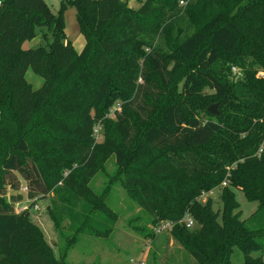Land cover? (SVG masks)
Masks as SVG:
<instances>
[{
    "label": "trees",
    "instance_id": "16d2710c",
    "mask_svg": "<svg viewBox=\"0 0 264 264\" xmlns=\"http://www.w3.org/2000/svg\"><path fill=\"white\" fill-rule=\"evenodd\" d=\"M69 7L86 42L80 53L66 34ZM39 30L48 45L25 48ZM30 68L45 79L39 89L26 79ZM260 72L264 0H146L137 10L127 0H62L57 15L45 0H2L0 264H67L55 258L31 210L15 212L24 186L29 198L65 189L104 215L99 226L114 224L118 213L89 186L113 155L128 195L153 226L173 222L171 233L196 264H232L235 248L242 264H264L252 256L264 251V226L248 227L235 192L258 202L251 220L264 215ZM182 76L180 96L170 97ZM206 86L214 92L202 93ZM87 214L80 212L81 225L68 206L54 217L58 226L67 217L77 232L103 234Z\"/></svg>",
    "mask_w": 264,
    "mask_h": 264
},
{
    "label": "rangeland",
    "instance_id": "374dc122",
    "mask_svg": "<svg viewBox=\"0 0 264 264\" xmlns=\"http://www.w3.org/2000/svg\"><path fill=\"white\" fill-rule=\"evenodd\" d=\"M45 1L52 12L57 15L60 11L62 0ZM145 1L127 0V4L137 10ZM64 16L67 37L77 52L80 53L84 49L86 42L77 21L76 9L69 7L65 11ZM49 41L51 39L45 40L39 30L38 36L25 42L24 47L29 49L47 46ZM26 79L32 84L34 89L41 88L45 83V79L36 74L31 68L26 72ZM184 79L185 76H182L178 80L176 91L171 90L169 92L170 97L172 95L180 96ZM213 92L207 86L202 90L204 94ZM114 117L115 114L112 115V118ZM116 170V160L113 155L103 164L101 170L89 185L97 194H104L102 201H106L119 215L118 220L114 224L107 225V230H105L104 224L102 226L97 224L100 218L104 216L102 213L98 215L96 211H89L87 204L83 208L85 199L82 198L79 201V199L70 196L65 189L60 195L51 190L45 196L29 198L26 196L27 193L24 186L20 191L23 198L13 204L14 210L16 213L31 210V222L42 231L46 241L52 247L55 258L67 264H136L140 259L145 260L147 264H196L194 257L175 239L171 231L158 234L155 237L147 235L154 227L151 222V215L143 210L133 197L128 195L126 189L118 181L120 175L117 174ZM66 175L67 172H65L64 176ZM60 186H62V182L57 185V187ZM235 192L240 204L241 217L246 220L248 227L258 228L264 226V215L254 220L250 219L258 209V202L249 201L239 189ZM8 193V196H10L12 191L9 189ZM220 193V189L210 193V196L214 199V208L217 210L221 207L218 199ZM210 196L207 195L206 199ZM61 206H68L70 210H74L77 225L84 224L87 220L79 215L80 212L88 213L86 215L88 220H93L98 231L103 234H98L95 229H92L93 233H90V229L85 233L82 231L77 232L75 227H71V219L67 217L63 218L60 226L56 225L54 212L56 208ZM101 212L103 211L101 210ZM86 227L89 228L88 226ZM109 228L110 230L108 231ZM262 242L264 244V236L262 237ZM252 256L263 257L264 259V251L254 252ZM131 259H135V261L132 262ZM244 260V253L235 248L232 264H242Z\"/></svg>",
    "mask_w": 264,
    "mask_h": 264
},
{
    "label": "built area",
    "instance_id": "2783aa9c",
    "mask_svg": "<svg viewBox=\"0 0 264 264\" xmlns=\"http://www.w3.org/2000/svg\"><path fill=\"white\" fill-rule=\"evenodd\" d=\"M1 4H2V0H0V5ZM232 73L234 74V76H240L241 75L239 68H237L236 66L232 67ZM259 76H264V72H260ZM119 109H120V105H117L116 107H114L112 109V113L110 116L114 115L115 111L119 110ZM94 134H95V138L97 141H99L102 138V125L101 124L96 125V127L94 129ZM263 145H264V143H263ZM226 185H227V182L222 183V186H226ZM24 189L27 191L26 186L24 187ZM207 195H209V194H203V196H202L203 201L206 200ZM183 222L186 224V226L188 228L194 227L195 223H196L195 220L189 214H187L185 216ZM172 227H173V222L170 220H166V221H162V222L158 223L156 226H154L153 230H154L155 234L158 235L161 233H165L167 231H171ZM131 261L134 262L135 259H131ZM136 264H147V263L145 262V260L140 259L136 262Z\"/></svg>",
    "mask_w": 264,
    "mask_h": 264
},
{
    "label": "water",
    "instance_id": "95a60500",
    "mask_svg": "<svg viewBox=\"0 0 264 264\" xmlns=\"http://www.w3.org/2000/svg\"><path fill=\"white\" fill-rule=\"evenodd\" d=\"M209 110H210L212 113L216 114V113L218 112V110H217V104H213V105L209 108Z\"/></svg>",
    "mask_w": 264,
    "mask_h": 264
}]
</instances>
